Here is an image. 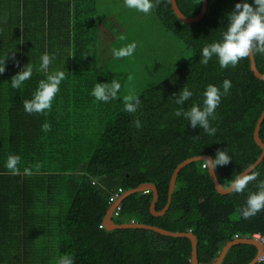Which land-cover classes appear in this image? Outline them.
I'll return each instance as SVG.
<instances>
[{"label":"trees","instance_id":"trees-1","mask_svg":"<svg viewBox=\"0 0 264 264\" xmlns=\"http://www.w3.org/2000/svg\"><path fill=\"white\" fill-rule=\"evenodd\" d=\"M176 2L185 15L200 10L201 0ZM234 3L207 0L199 20L184 22L170 0H159L151 11L189 54L164 74L154 70L151 81L136 95L140 105L127 112L121 93L126 72L98 65L100 0H0V62L6 57L0 73V264H35L38 257L44 258L36 245L41 241L51 246L48 254H55L51 264L65 253L74 257V264H191L188 237L139 227L107 230L100 224L108 196L117 187L126 190L154 183L155 207L160 210L167 200L171 173L186 157H213L217 149L228 151L229 162L214 170L219 182L228 186L259 155L261 148L252 133L264 108V79L250 69L249 56L224 68L215 56L207 64L200 63V49L220 38ZM45 50L55 54L49 71L63 69L65 78L46 113H28L22 101L31 97L44 77L37 68ZM254 60L264 73V54L257 52ZM28 61L33 65L31 77L22 87L12 88L11 76ZM225 77L232 83L210 118L214 134L199 125L192 127L183 112L177 115V109L202 105L205 86H220ZM113 78L121 85L116 98L98 101L90 94L97 81ZM183 86L193 95L178 105L173 94ZM45 121L50 124L46 131L41 128ZM259 136L264 142V118ZM9 153L21 157L16 174L4 167ZM81 163L83 173L77 177L72 172ZM25 166L30 173L23 171ZM251 171L258 176L242 192L223 194L214 188L202 159L191 161L178 171L164 214H151L152 190L148 189L126 195L114 220L191 230L196 235L198 263L212 264L235 235H264V209L247 218L240 214L248 192L264 179V157ZM36 204L48 208L39 210ZM255 253L254 244L236 242L220 264H246Z\"/></svg>","mask_w":264,"mask_h":264},{"label":"clouds","instance_id":"clouds-1","mask_svg":"<svg viewBox=\"0 0 264 264\" xmlns=\"http://www.w3.org/2000/svg\"><path fill=\"white\" fill-rule=\"evenodd\" d=\"M158 2L159 0H124V6L143 13H149ZM226 16L227 25L222 30L220 38L204 44L200 49V63L207 64L209 59L215 56L220 67L224 68L228 65H235L241 58L255 55L257 52L264 54V0H235L232 10L227 12ZM120 38L123 39V37ZM135 48L136 41H131L125 46L113 48L112 55L114 57L130 56ZM54 56V53L50 54L47 50L40 55L37 71L43 72L44 77L38 80L31 97L22 101L23 108L28 113H46L51 108L53 98L60 89L61 81L65 78V71L63 69L49 71V64ZM5 58L0 62V73L5 70ZM32 73L33 65L28 61L11 76V87H22L23 82L29 79ZM231 83V80L227 77L222 80L220 86L208 83L202 93V105L193 103L186 111L183 108L177 109V115L183 112L192 127L199 125L209 135L214 134L216 128L210 125V118L215 117L214 110L220 103L221 96L228 94ZM120 87V81L115 78L110 82L97 81L91 88L90 94L96 100L106 102L117 97ZM173 95L176 104L182 105L193 93L190 88L183 86L178 94L174 93ZM123 100V107L127 112H135L140 105V98L134 94L123 96ZM136 124L139 126L138 120ZM41 128L46 131L50 128V124L45 121ZM229 160L228 151L217 149L213 157L202 158V167L213 172L218 165L227 164ZM20 161L21 157L18 153H9L4 162V167L10 170L12 174H16L20 171ZM39 166V163L35 165L37 168ZM23 171L26 174L30 173V168L25 166ZM257 176L258 173L255 171H245L231 179L229 187L233 192H242L248 182L256 180ZM261 209H264V179L257 181L255 191L248 192L245 203L241 206L240 214L247 218L255 215ZM235 237L240 236L235 235ZM57 264H74V257L71 254H62L58 257Z\"/></svg>","mask_w":264,"mask_h":264},{"label":"rangeland","instance_id":"rangeland-1","mask_svg":"<svg viewBox=\"0 0 264 264\" xmlns=\"http://www.w3.org/2000/svg\"><path fill=\"white\" fill-rule=\"evenodd\" d=\"M99 11L101 18L98 24V38L101 60L98 65L101 69L105 67L126 72L121 92L123 96L137 95L140 88L151 81L154 70H160L159 75L164 74L189 54L177 36L166 31L152 11L143 13L127 8L124 6V0H100ZM131 41H136L132 55H112L113 48L125 46ZM83 168L84 163H81L74 175L81 176ZM38 205L43 210L48 208V204ZM36 245L44 258L38 257L34 261L35 264H51L55 254H48L46 251L51 249V246L45 245L43 241Z\"/></svg>","mask_w":264,"mask_h":264},{"label":"water","instance_id":"water-1","mask_svg":"<svg viewBox=\"0 0 264 264\" xmlns=\"http://www.w3.org/2000/svg\"><path fill=\"white\" fill-rule=\"evenodd\" d=\"M170 3H171V7H172L174 13L184 22H193V21L199 20L204 15V12L207 8V0H201L200 10L192 16H188V15H185L179 9L176 0H170ZM249 65H250V69L253 71V73L256 77H258L260 79H264V73L260 72L255 65L254 55H249ZM263 118H264V108L262 109V111L260 112V114L256 120L255 127H254V130L252 133L253 139L256 142V144L261 148V151H260L259 155L257 156V158L252 163H250L247 167H245L243 170H241L237 175H239L245 171L250 172L261 162V160L264 157V142L262 141V139L259 136V127H260V124H261ZM204 157H211V155H209V154L192 155V156L184 158L174 167V169L171 173L170 179H169L167 200H166V203L164 204V206L160 210H157L155 208V203L158 200V191H157V187L155 186V184L152 182L139 183L135 187L126 189V192L124 194H121L120 197L115 202H113L112 204H110L108 206L106 213L103 217V222H102L103 227L107 230L116 229V228L139 227V228L151 229V230L157 231V232H159L161 234H165V235L188 237L190 240V244H191V259H190L191 264H199L198 258H197L196 235L193 233V231H191V230L174 231V230H169V229H166V228L154 225V224H148V223L136 222V221L116 222L111 217V209H112V207H114L115 204L120 203L126 195L133 193V192L151 189L152 190V199H151L150 204H149L150 212L155 216L164 214L165 211L167 210V208L169 207L170 202H171L172 192H173L174 185H175V179H176L177 173L180 170V168L183 167L185 164L191 162V161L202 159ZM208 172H209V175L212 179L214 188L218 192L224 194V193H228L231 191L229 185L223 186L219 182L215 171H213V172L208 171ZM236 242H248V243L254 244L256 247V253H255L254 257L249 262H247L246 264H254L258 260V257L261 253V250H262L261 243L254 237L243 236V237H234L230 241L226 242L222 246L220 252L216 256V258L212 264H220V262L224 256L226 250L228 249V247L230 245L236 243Z\"/></svg>","mask_w":264,"mask_h":264},{"label":"built area","instance_id":"built-area-1","mask_svg":"<svg viewBox=\"0 0 264 264\" xmlns=\"http://www.w3.org/2000/svg\"><path fill=\"white\" fill-rule=\"evenodd\" d=\"M123 191L122 188L117 187L114 192L109 196L108 203H113L117 198H119L120 193ZM120 210V204H116L115 208L113 209V215H118ZM254 238L258 239V241L261 243L262 251L259 256V260L263 262L264 264V235L259 233H253L252 235Z\"/></svg>","mask_w":264,"mask_h":264},{"label":"crops","instance_id":"crops-1","mask_svg":"<svg viewBox=\"0 0 264 264\" xmlns=\"http://www.w3.org/2000/svg\"><path fill=\"white\" fill-rule=\"evenodd\" d=\"M69 46H67L66 48H68ZM98 48H99V46H98ZM72 173H74V171L72 172ZM83 173V172H82ZM78 177V176H77ZM116 189V188H115ZM114 189V190H115ZM114 190L109 194V196L114 192ZM126 192V190H123V192H122V194H124ZM109 196H108V198H109ZM151 201V200H150ZM107 202H108V200H107ZM56 202H54L52 205L53 206H55L56 207ZM119 204H121V202L119 203ZM150 204V203H149ZM110 204H108V206H109ZM108 206H107V208H108ZM36 207L39 209V210H43V208L40 206V205H38V204H36ZM115 208V205H114V207H112V209H111V216L113 217V219L115 218V217H117L118 215H113V209ZM156 208V207H155ZM107 210V209H106ZM150 210V209H149ZM106 213V212H105ZM119 214V213H118ZM152 214V213H151ZM105 215V214H104ZM104 217V216H103ZM131 221H134V220H131ZM102 222H103V219H102ZM100 225H102L103 226V223H101Z\"/></svg>","mask_w":264,"mask_h":264}]
</instances>
